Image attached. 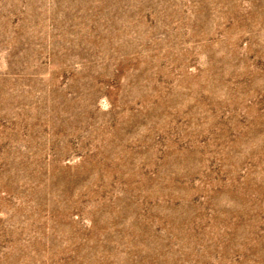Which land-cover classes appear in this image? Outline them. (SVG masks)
<instances>
[{"label":"rangeland","instance_id":"rangeland-1","mask_svg":"<svg viewBox=\"0 0 264 264\" xmlns=\"http://www.w3.org/2000/svg\"><path fill=\"white\" fill-rule=\"evenodd\" d=\"M0 264H264V0H0Z\"/></svg>","mask_w":264,"mask_h":264}]
</instances>
